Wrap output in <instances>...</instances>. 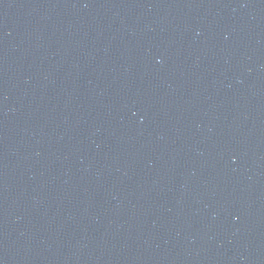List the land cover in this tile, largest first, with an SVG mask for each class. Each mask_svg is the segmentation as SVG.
<instances>
[{
	"label": "water",
	"instance_id": "water-1",
	"mask_svg": "<svg viewBox=\"0 0 264 264\" xmlns=\"http://www.w3.org/2000/svg\"><path fill=\"white\" fill-rule=\"evenodd\" d=\"M0 264H264V0L5 21Z\"/></svg>",
	"mask_w": 264,
	"mask_h": 264
}]
</instances>
